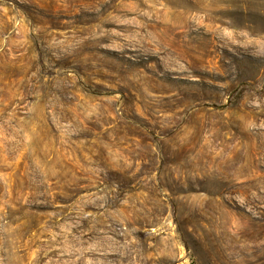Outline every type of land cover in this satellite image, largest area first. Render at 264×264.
Returning <instances> with one entry per match:
<instances>
[{
	"label": "rangeland",
	"instance_id": "rangeland-1",
	"mask_svg": "<svg viewBox=\"0 0 264 264\" xmlns=\"http://www.w3.org/2000/svg\"><path fill=\"white\" fill-rule=\"evenodd\" d=\"M0 264H264V0H0Z\"/></svg>",
	"mask_w": 264,
	"mask_h": 264
},
{
	"label": "trees",
	"instance_id": "trees-1",
	"mask_svg": "<svg viewBox=\"0 0 264 264\" xmlns=\"http://www.w3.org/2000/svg\"><path fill=\"white\" fill-rule=\"evenodd\" d=\"M215 107V106H213ZM43 177L40 178V192L43 193L41 195L44 201L46 202H51V199L49 197L50 193V187L47 184V180H49L51 175H42ZM131 176L133 175H120V174H112V175H57V177L54 179L55 181V186L52 188L69 193V194H79L80 192V187L83 185H87L89 187H93L94 185H99L100 184H113L112 187H123L124 185L132 184V179ZM61 185H64V188H60ZM100 188V187H99ZM40 196V195H38ZM35 210L37 211H46L44 207L42 208H36Z\"/></svg>",
	"mask_w": 264,
	"mask_h": 264
}]
</instances>
